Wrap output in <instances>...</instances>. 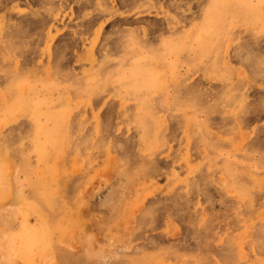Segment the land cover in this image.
<instances>
[{
    "label": "rangeland",
    "instance_id": "374dc122",
    "mask_svg": "<svg viewBox=\"0 0 264 264\" xmlns=\"http://www.w3.org/2000/svg\"><path fill=\"white\" fill-rule=\"evenodd\" d=\"M0 264H264V0H0Z\"/></svg>",
    "mask_w": 264,
    "mask_h": 264
},
{
    "label": "bare ground",
    "instance_id": "6f19581e",
    "mask_svg": "<svg viewBox=\"0 0 264 264\" xmlns=\"http://www.w3.org/2000/svg\"><path fill=\"white\" fill-rule=\"evenodd\" d=\"M38 235V234H37Z\"/></svg>",
    "mask_w": 264,
    "mask_h": 264
}]
</instances>
